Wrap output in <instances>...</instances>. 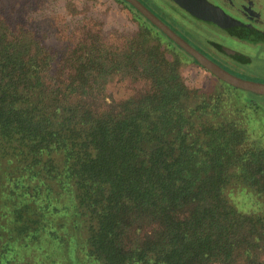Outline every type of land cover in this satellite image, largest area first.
<instances>
[{"label": "trees", "instance_id": "obj_1", "mask_svg": "<svg viewBox=\"0 0 264 264\" xmlns=\"http://www.w3.org/2000/svg\"><path fill=\"white\" fill-rule=\"evenodd\" d=\"M122 1L146 21L59 50L0 20V264H74L73 242L79 264H264L263 103L188 84L196 58Z\"/></svg>", "mask_w": 264, "mask_h": 264}, {"label": "rangeland", "instance_id": "obj_2", "mask_svg": "<svg viewBox=\"0 0 264 264\" xmlns=\"http://www.w3.org/2000/svg\"><path fill=\"white\" fill-rule=\"evenodd\" d=\"M151 4L161 12L168 20L176 23L191 38L202 40L204 49L225 64L226 66L244 75L256 77L257 80H264V61L248 64L245 60L250 55H254V50L244 43H241L234 36L214 25L204 23L205 21L194 16L184 9L174 0H150ZM215 3L214 0H208ZM223 8L220 4L218 5ZM260 13L264 15V0H261ZM224 9V8H223ZM225 10V9H224ZM248 11L252 13L251 20L256 16V10L252 4L248 6ZM231 14L230 12H228ZM234 16L233 14H231ZM4 17V18H3ZM7 21H26L28 27H32L36 37L44 40L49 46L59 50L62 40L60 35L67 37L69 30L73 26H81L83 21L102 23L106 31L114 33L116 30H135L138 27L137 21H146L132 7L122 0H0V20ZM261 19H258V21ZM254 21V20H253ZM251 24V23H250ZM214 27V28H213ZM264 30V29H262ZM214 32V33H212ZM221 45L223 47H221ZM225 49L234 52L239 51L240 56L231 54ZM239 55V54H238ZM264 57V51L257 54ZM258 62V63H257ZM182 73L186 81L191 86L211 87L216 84L218 76L204 67L198 60L187 57L182 65ZM110 89L117 96L126 95L129 90L124 84L112 82ZM257 95L259 102L264 106V95ZM252 112L253 123L257 126L260 120H256L258 114ZM263 126L260 125L259 128ZM66 201L70 202V196H66ZM75 242L71 246V260L74 264H79L78 259L73 253Z\"/></svg>", "mask_w": 264, "mask_h": 264}, {"label": "water", "instance_id": "obj_3", "mask_svg": "<svg viewBox=\"0 0 264 264\" xmlns=\"http://www.w3.org/2000/svg\"><path fill=\"white\" fill-rule=\"evenodd\" d=\"M144 14L157 27L163 30L169 37L176 41L181 47L193 55L198 62L213 72L220 79L245 90L264 95V80H257L238 75L224 67L218 61L208 56L202 50L193 45L183 35L177 32L171 25L162 19L142 0H127ZM193 15L212 21L221 28L235 35L248 36L252 38H264V31L254 25L246 23L228 12L222 7L208 0H174Z\"/></svg>", "mask_w": 264, "mask_h": 264}, {"label": "flooded vegetation", "instance_id": "obj_4", "mask_svg": "<svg viewBox=\"0 0 264 264\" xmlns=\"http://www.w3.org/2000/svg\"><path fill=\"white\" fill-rule=\"evenodd\" d=\"M214 1L218 5L220 4L221 6H223L225 11L233 14L234 17L246 23L249 24L251 23L260 30L264 29V15L260 13V8H259L261 5V0H214ZM250 4H252L256 10H258V12L255 11L256 16L252 20L250 18L252 13L248 11V6ZM258 19L261 20L258 21ZM227 33L230 34L231 36H234L241 43L249 45L252 48V50L256 52L254 53V55H250L249 58L245 59L246 61L248 59V64L252 65V63L256 62V60H258V62L264 61V57H259L257 55L259 52L264 51V38H252L248 36L235 35L230 33L229 31H227ZM235 55L240 56L241 54L239 53V51H236ZM253 67L257 68L256 66Z\"/></svg>", "mask_w": 264, "mask_h": 264}]
</instances>
